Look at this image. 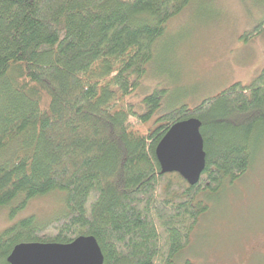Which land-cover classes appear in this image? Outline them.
I'll return each mask as SVG.
<instances>
[{
  "label": "trees",
  "instance_id": "obj_1",
  "mask_svg": "<svg viewBox=\"0 0 264 264\" xmlns=\"http://www.w3.org/2000/svg\"><path fill=\"white\" fill-rule=\"evenodd\" d=\"M190 1L0 0V209L12 217L32 198L63 194L59 214L0 232V264L16 243L81 235L96 239L103 264H174L208 209L200 194L251 167L264 134V64L248 84L162 113L148 130L163 90L143 97L142 113L124 100ZM190 118L205 153L193 185L161 173L154 153L170 125Z\"/></svg>",
  "mask_w": 264,
  "mask_h": 264
},
{
  "label": "rangeland",
  "instance_id": "obj_2",
  "mask_svg": "<svg viewBox=\"0 0 264 264\" xmlns=\"http://www.w3.org/2000/svg\"><path fill=\"white\" fill-rule=\"evenodd\" d=\"M263 64L264 3L191 0L167 22L138 86L124 100L142 113L143 97L163 90L160 107L142 125L148 130L162 113L181 105L192 108L233 83L248 84ZM252 149L253 163L241 177L200 194L208 209L174 264H264V134ZM62 198L60 192L32 198L12 217L8 206L1 208L0 232L27 216L45 221L59 214Z\"/></svg>",
  "mask_w": 264,
  "mask_h": 264
},
{
  "label": "water",
  "instance_id": "obj_3",
  "mask_svg": "<svg viewBox=\"0 0 264 264\" xmlns=\"http://www.w3.org/2000/svg\"><path fill=\"white\" fill-rule=\"evenodd\" d=\"M161 173H178L195 184L205 165L200 122L194 118L169 126L154 149ZM102 251L91 235L69 243L19 242L6 257L7 264H103Z\"/></svg>",
  "mask_w": 264,
  "mask_h": 264
}]
</instances>
